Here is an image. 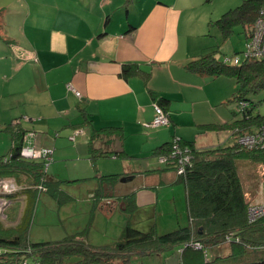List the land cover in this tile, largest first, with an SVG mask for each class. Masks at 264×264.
<instances>
[{"label":"crops","instance_id":"0c3cea01","mask_svg":"<svg viewBox=\"0 0 264 264\" xmlns=\"http://www.w3.org/2000/svg\"><path fill=\"white\" fill-rule=\"evenodd\" d=\"M13 1L19 10L12 22L18 23L23 39L10 38L9 49L0 46V89L16 100L15 108L23 106L20 115L26 120L19 123L27 130L26 144L53 149V163L66 162L73 155L87 159L78 163V170L83 172L86 164L95 175L90 178L91 193L107 190L96 206L93 196L94 213L111 218L120 209L126 214L121 199L134 194L137 210L132 221L137 217L149 221L158 232V210L168 201L173 205L167 214L175 218L174 229L186 227L184 183L175 170L153 156L154 150L175 137L194 143L198 151L233 142L230 130L208 132L201 126L233 122L225 104L236 84L226 77L185 69L209 48L199 33L209 21L199 13L205 1ZM2 8L0 27H6L5 36L13 24ZM130 63L152 72L148 85L140 77H121L123 65ZM224 82H229V89L221 88ZM149 90L171 100L166 127L152 125L155 109ZM219 106L228 109L219 112ZM105 128H122L125 138L110 135L92 143L94 132ZM108 176H119L112 189L103 184ZM124 186L129 187L124 191Z\"/></svg>","mask_w":264,"mask_h":264},{"label":"trees","instance_id":"16d2710c","mask_svg":"<svg viewBox=\"0 0 264 264\" xmlns=\"http://www.w3.org/2000/svg\"><path fill=\"white\" fill-rule=\"evenodd\" d=\"M263 9L264 0H245L238 8L226 12L217 21L210 22L209 26L219 30L224 42L233 37L237 27L242 28L246 40L242 57L239 56L240 53H235L236 57L233 59L224 57L220 60L216 52H213L194 59L185 66L193 74L234 79L237 91L230 101L238 105L231 124L213 123L201 126L208 132L230 130L233 141L231 145L198 151L194 143L175 137L180 140V145L191 149L193 156V166L185 175L179 176L187 192L189 224L186 227L163 235L156 229L149 232L136 229L131 218L137 210V203L136 196L131 194L121 199L128 221L113 244L99 247L89 244L86 239L87 230L56 242L32 243L29 241V230L39 196L47 193L60 205L71 201V197L61 189L63 181L47 177L44 160H27L21 156L26 145L27 130L15 120L6 129L11 137L12 148L8 157L0 158V181L12 179L21 190L4 196L9 201L5 221L11 225L6 226L4 220L0 219V264H129L135 256L148 257L172 250L180 253L181 264H209L211 259L208 249L212 247L228 244L233 254H243L264 247V217L251 223L247 211L249 205L260 201H247L236 167L238 161L261 164L262 183L264 182V147L252 149L239 143L241 137L259 134L264 129V116L254 115L255 105L248 98L249 95L264 91V56H246L248 44L256 37V25L262 17ZM2 13L0 10V23ZM0 39L8 44L13 43L2 33ZM236 58L240 59L237 65L233 63ZM226 59L229 61L226 62ZM141 66L132 63L123 65L121 77L125 80L140 77L148 85L152 72ZM149 91L153 103L161 107L169 118L171 100L158 92ZM238 113H241V118H237ZM93 135L92 143L97 138L110 135L125 138L122 128H105L95 131ZM173 140L156 148L153 156L169 158L165 165L176 172L177 162L172 153ZM118 178L119 176L103 177V184L112 189ZM106 192L101 188L94 194L95 206ZM195 244H199L201 249H196ZM250 264H264V259Z\"/></svg>","mask_w":264,"mask_h":264},{"label":"rangeland","instance_id":"374dc122","mask_svg":"<svg viewBox=\"0 0 264 264\" xmlns=\"http://www.w3.org/2000/svg\"><path fill=\"white\" fill-rule=\"evenodd\" d=\"M204 1L205 3H202L200 6V16L207 17V20H209L208 22H214L220 19L226 12L241 6L245 0ZM14 4L13 0H0V10H4L2 7H5L6 10H8L7 19L5 18L8 22L13 21V14L15 15L17 10H19ZM208 22V26L205 30L199 32L203 35V37H201L202 44H207L204 45V47L209 46L205 54L216 52L217 57L220 60L224 59V57L233 59L236 57L235 53H240L239 56L242 57V52L246 49V40L242 28L237 27L233 37L224 42L219 30L216 27L209 26L210 23ZM9 24H13V26L10 32L6 31L5 37L8 40L13 37L22 40V31L18 30L16 27L18 23L14 21ZM2 28L3 27L1 26L0 33H3ZM3 29L6 30V27L4 26ZM8 45L9 44L6 41L0 39V46L9 49L10 46ZM230 80L236 84L234 79ZM228 83L229 82L222 83L221 88L229 89ZM233 90H235L234 93L237 91V84L236 88ZM3 91L4 90L0 89V158L8 157L12 148L11 137L6 131L7 127L13 123L14 119L21 123L26 120L25 117H21L22 115H20L23 106L20 107V104L15 108L14 106L18 104L16 100H11V97ZM248 98L251 103L255 105L253 111L254 115L260 114L264 116V91H260L258 94L249 95ZM230 99L225 106L227 105L230 108V113L233 115L234 112L238 111V105L235 102H231ZM225 106L222 108L219 106V112L228 109ZM241 117V113H238L237 118ZM71 154L72 153H69L70 156ZM69 158L70 159L66 162H52L46 174L48 178H57L58 180L63 181V189L75 199L68 203V205H66V203L64 204L66 206H63L58 204L51 195L42 193L36 202L35 211L32 216L29 230V241L32 243L56 242L65 239L70 235H74L77 232L87 230L88 234L86 239L87 242L89 240V244L95 247L113 244L118 240L123 228L127 224L126 214L122 213L120 209H117L111 218L105 216V214L94 213L92 207L94 205L93 196L95 193H91V185H93L94 180L92 181L90 178L95 175L91 173L86 164L83 165L85 167H82L83 172L79 173L80 169L78 170V163H81L80 161L83 159L85 163L87 161L85 157L79 158L77 155H73ZM236 167L247 201L254 202L256 199L261 198V183L263 181L262 165L254 162L238 161ZM127 187L124 186L123 190ZM175 192L177 199H179V191ZM163 198L164 196L162 195V199ZM172 207L173 205L168 201H163L161 203L157 219L158 233L160 235L173 232V230L175 231L174 228H177L174 216L167 214ZM185 217L188 222V217ZM180 219H183L182 215H180ZM4 222L6 226L11 225L8 221ZM132 224L136 229L143 232H149L153 226L152 225L150 228L149 221H141L138 217L132 221ZM172 225H175V227L171 228ZM185 225H182V227ZM208 253L211 259L209 264H250L264 259V247L256 250H249L243 254H233L231 247L228 244H225L221 247H212L208 249ZM129 264L181 263L179 261L178 250H172L160 255L148 257L135 256L130 260Z\"/></svg>","mask_w":264,"mask_h":264},{"label":"built area","instance_id":"2783aa9c","mask_svg":"<svg viewBox=\"0 0 264 264\" xmlns=\"http://www.w3.org/2000/svg\"><path fill=\"white\" fill-rule=\"evenodd\" d=\"M262 17L257 22V33L254 41L248 44L247 54L248 57H263L264 56V9L262 10ZM229 60L226 59V62ZM240 59L236 58L234 64H239ZM69 90L75 92V94L80 97V93L77 92L72 85H68ZM156 116L152 125L154 127H161L169 125V118L163 111L161 107L157 104H154ZM74 139V137H73ZM174 147H173V157H175L176 173L178 176H183L186 174L188 169L193 166V156L192 151L189 147L180 145L178 138H174ZM239 143L248 148L254 147H264V129L261 133L255 134L252 136L241 137ZM53 149L40 148L36 149L30 145H25L21 151V156L27 160H44L45 161V172L47 173L49 166L53 162ZM169 158L159 157L158 161L161 164H167ZM262 201L257 202L256 204H251L248 206V217L251 223L256 222L260 218L264 217V182L262 183ZM41 190H45L44 187H40ZM21 190V188L14 182L12 179L1 180L0 181V219L6 220L5 210L9 205V201L5 199L4 196L14 194ZM196 249H201L199 244L194 245ZM23 264H27L24 262Z\"/></svg>","mask_w":264,"mask_h":264}]
</instances>
